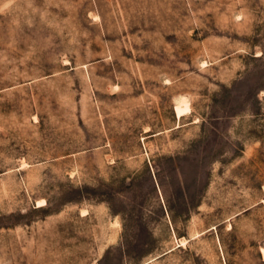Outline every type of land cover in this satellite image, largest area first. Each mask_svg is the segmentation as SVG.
Listing matches in <instances>:
<instances>
[{
	"label": "rangeland",
	"instance_id": "374dc122",
	"mask_svg": "<svg viewBox=\"0 0 264 264\" xmlns=\"http://www.w3.org/2000/svg\"><path fill=\"white\" fill-rule=\"evenodd\" d=\"M261 248L264 0H0V264Z\"/></svg>",
	"mask_w": 264,
	"mask_h": 264
},
{
	"label": "bare ground",
	"instance_id": "6f19581e",
	"mask_svg": "<svg viewBox=\"0 0 264 264\" xmlns=\"http://www.w3.org/2000/svg\"><path fill=\"white\" fill-rule=\"evenodd\" d=\"M186 108H187V106H183V105L177 103V104H176V107H175V111H176V115H177V117H178V116H181V115L184 113V111L186 110ZM188 108H189V107H188ZM188 108H187V109H188ZM185 112H186V111H185ZM43 205H44L43 202H38V203H37V208H40V207H42ZM261 253H262V256H263V259H264V248H261Z\"/></svg>",
	"mask_w": 264,
	"mask_h": 264
}]
</instances>
